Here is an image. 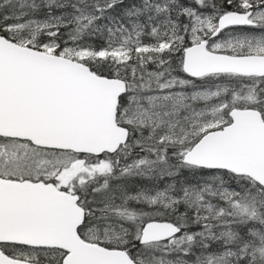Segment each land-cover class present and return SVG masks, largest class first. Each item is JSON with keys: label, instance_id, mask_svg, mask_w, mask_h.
<instances>
[{"label": "snow or ice", "instance_id": "obj_1", "mask_svg": "<svg viewBox=\"0 0 264 264\" xmlns=\"http://www.w3.org/2000/svg\"><path fill=\"white\" fill-rule=\"evenodd\" d=\"M0 264H264V0H0Z\"/></svg>", "mask_w": 264, "mask_h": 264}]
</instances>
